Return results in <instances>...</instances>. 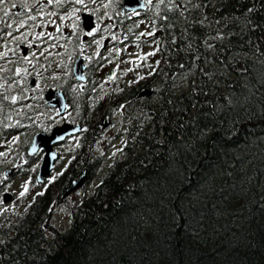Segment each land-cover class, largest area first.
Segmentation results:
<instances>
[{"label":"trees","instance_id":"1","mask_svg":"<svg viewBox=\"0 0 264 264\" xmlns=\"http://www.w3.org/2000/svg\"><path fill=\"white\" fill-rule=\"evenodd\" d=\"M163 12V66L96 103L92 80L77 92L84 131L25 213L0 223V264H264V0H173ZM154 85L156 100H137ZM127 102V143L103 167L102 125ZM38 108L19 119L8 102L2 137L30 133L20 125ZM98 170L70 227L56 228L62 196Z\"/></svg>","mask_w":264,"mask_h":264},{"label":"rangeland","instance_id":"2","mask_svg":"<svg viewBox=\"0 0 264 264\" xmlns=\"http://www.w3.org/2000/svg\"><path fill=\"white\" fill-rule=\"evenodd\" d=\"M57 4L61 2V0H54ZM74 4L72 5V9L67 12L66 15L64 14H56L54 10L50 8L52 1L51 0H41L38 3V16L44 15V12H46L49 16V18L45 21L44 30H48V33L51 31H62V35L58 34L56 35L57 39L60 40L58 44H61V39L63 37V32L65 31V25L67 30L68 29H73L75 24L77 23V17L79 16V11L82 6H86L90 4V6L95 9L96 11H99V7H103L102 10H100V22L99 26H102L104 24V15H105V10L107 7V3L103 2L100 3V6H95V2L93 0H80V2H77V0H73ZM110 1V0H109ZM113 4L109 8L111 11H115L116 5L114 4V0L111 1ZM138 26L140 27L141 32L145 31L146 26L150 28L148 24L144 21H139ZM103 27V26H102ZM99 30H96V32ZM150 31V29H149ZM95 32V34H96ZM104 38L102 40L104 41ZM135 44L132 45H126L128 49V60L125 61L123 60L122 66L124 67L127 65L128 68L132 69L135 67V64L140 61V59L148 53V49L144 50L143 48L139 47L137 48L134 46ZM129 46V47H128ZM29 60V59H28ZM114 64H109L106 67V69L112 70L114 68ZM130 69L127 70V68H124V71L126 72L127 75L129 76H134L136 74L135 71H131ZM124 71L121 72L120 75H123ZM123 75L122 77H124ZM59 121L57 124L62 123L64 119L61 120V117L58 118ZM75 119V114H72L69 116H66L67 121L69 122H74ZM117 123L113 126H111L104 135L103 141L99 144L98 152L103 158V167H106L107 164L113 162L115 159L120 157V151L122 147L125 144V136H124V124L128 121V113L123 112L119 113L116 117ZM51 128V124L47 126V128ZM46 129V127L44 128ZM74 143L76 144V140L74 139L71 143H67L62 145V149H58V151L61 153V156L63 159H60L58 163V169L57 172L60 171L62 166L65 164L66 160L64 159V156L69 153V151L74 147ZM3 143L0 144V155H3L5 147H3ZM2 147V148H1ZM19 160V159H18ZM1 162V161H0ZM27 162V161H26ZM18 169H20V166H16ZM39 167V163L34 164L31 169L27 167V172L32 173L35 171V169ZM56 175V174H54ZM11 181H13V186H12V191L16 194V197H19L21 194V191L23 190V178L17 179V178H11ZM96 183L91 181L90 183H87L85 186L71 194L66 198L64 203H62L60 206H58L52 215V223L55 225L56 228L65 231L69 228L70 224L72 223V212L77 208V206L84 200L85 196L89 194L92 191V188L94 187ZM12 204L9 203L6 204L3 201V197H0V215L5 213L9 214L12 212Z\"/></svg>","mask_w":264,"mask_h":264},{"label":"water","instance_id":"3","mask_svg":"<svg viewBox=\"0 0 264 264\" xmlns=\"http://www.w3.org/2000/svg\"><path fill=\"white\" fill-rule=\"evenodd\" d=\"M126 8L136 10L141 8V6L137 4L127 3ZM145 94L150 95V92H145ZM56 103L61 106V111L64 112L67 106L66 102L63 99H59ZM79 131L80 127L78 126L64 124L61 127H55L52 136H49L45 133H40L35 137L33 145L30 149V154L36 153L41 146L44 150L47 151L44 156V161L41 167L40 181H44L46 177L51 174L55 160L58 157L57 153L54 152L53 146L63 141L68 135L77 133ZM84 182L85 176L80 178V180L72 186L68 193H71L73 190L81 186Z\"/></svg>","mask_w":264,"mask_h":264},{"label":"flooded vegetation","instance_id":"4","mask_svg":"<svg viewBox=\"0 0 264 264\" xmlns=\"http://www.w3.org/2000/svg\"><path fill=\"white\" fill-rule=\"evenodd\" d=\"M20 32L22 33H26L24 30H21ZM5 35H6V26L3 25L0 21V56H3V51H2V43H4L5 41ZM23 49V55L27 56V54L29 53V49L27 47H25L22 43H20L19 46H16L15 51L19 54L20 53V49ZM5 60V57H0V61L1 63ZM0 63V64H1ZM4 68L1 67V71H3Z\"/></svg>","mask_w":264,"mask_h":264},{"label":"snow or ice","instance_id":"5","mask_svg":"<svg viewBox=\"0 0 264 264\" xmlns=\"http://www.w3.org/2000/svg\"><path fill=\"white\" fill-rule=\"evenodd\" d=\"M77 2H80V0H77ZM161 2H163V0H161Z\"/></svg>","mask_w":264,"mask_h":264}]
</instances>
